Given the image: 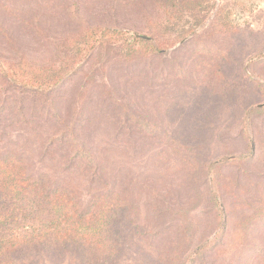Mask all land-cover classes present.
Returning <instances> with one entry per match:
<instances>
[{"label":"rangeland","instance_id":"obj_1","mask_svg":"<svg viewBox=\"0 0 264 264\" xmlns=\"http://www.w3.org/2000/svg\"><path fill=\"white\" fill-rule=\"evenodd\" d=\"M167 1L0 0V156L83 205L130 191L120 255L104 264H264V211L241 230L264 206V0ZM105 26L164 50L83 49L84 33ZM60 68L46 91L9 74ZM184 144L217 165L211 189ZM23 260L79 264L73 252Z\"/></svg>","mask_w":264,"mask_h":264},{"label":"trees","instance_id":"obj_2","mask_svg":"<svg viewBox=\"0 0 264 264\" xmlns=\"http://www.w3.org/2000/svg\"><path fill=\"white\" fill-rule=\"evenodd\" d=\"M194 2L198 0L185 1V5L190 7ZM83 39L85 50L109 42L127 47L130 57L137 53L157 55L164 50L145 34L107 26L87 30ZM25 73L9 72L11 81L45 91L60 84L65 75L61 68L45 75ZM182 147L190 153L200 179H206L211 189L215 162L202 163L195 158L192 146ZM209 192L219 213H224L220 192ZM131 198L127 188L114 187L92 194L83 205L72 189L51 185L44 175H32L22 158L0 156V264H28L23 259L31 260L32 256L59 261L72 252L77 254L79 264H104L119 257L121 226L132 212ZM263 211L264 206L244 223L243 233L250 232L253 221L261 219Z\"/></svg>","mask_w":264,"mask_h":264}]
</instances>
